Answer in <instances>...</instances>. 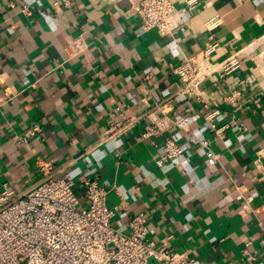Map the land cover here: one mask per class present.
<instances>
[{
  "label": "crops",
  "instance_id": "0c3cea01",
  "mask_svg": "<svg viewBox=\"0 0 264 264\" xmlns=\"http://www.w3.org/2000/svg\"><path fill=\"white\" fill-rule=\"evenodd\" d=\"M173 1V33L162 35L140 27L129 0H0V181L22 193L40 179L34 160L42 157L55 176L97 175L122 231L128 214L142 212L148 239L169 237L168 247L192 264H239L244 248L251 264H264V79L255 70L264 0H198L185 9V0ZM214 16L220 23L208 30ZM211 34L213 58L236 53L241 65L205 80L204 107L176 94L169 68ZM233 90L234 104L225 99ZM116 106L137 120L107 139ZM35 123L39 137L16 138ZM153 123L160 130L141 137ZM167 138L180 156L159 167Z\"/></svg>",
  "mask_w": 264,
  "mask_h": 264
},
{
  "label": "built area",
  "instance_id": "2783aa9c",
  "mask_svg": "<svg viewBox=\"0 0 264 264\" xmlns=\"http://www.w3.org/2000/svg\"><path fill=\"white\" fill-rule=\"evenodd\" d=\"M130 11L143 30L154 29L158 34H172L174 29L173 0H129ZM198 0H185L183 9L193 7ZM24 10L27 11V8ZM220 18L212 17L206 28L213 30ZM210 42L198 53L182 59L171 66L169 72L179 81L176 90L181 95L198 104L204 103L206 79L215 74H232L241 65L236 53L223 60H215L213 54L218 43L213 34ZM256 48L255 70L264 79V36ZM255 57V56H254ZM239 90H233L226 101L236 103ZM165 103L155 105L163 112ZM115 111L119 118L108 124L104 138H117L129 131L137 118L126 116L119 106ZM216 111L208 116H212ZM187 118L177 123L181 126ZM239 128H243L240 124ZM160 124H146L141 137L157 133ZM218 129L215 130L218 134ZM41 126L37 123L26 128L18 140L30 136L39 137ZM206 157L210 164L217 160V154L207 146ZM180 156V146L171 138L162 143L161 153L154 159L161 167ZM34 165L40 179L20 194L0 181V264H192L194 258L186 252H178L168 247L169 237L156 244L147 237L146 218L142 212L127 215L128 230L122 231L114 225L118 206L106 202L108 189L100 184L98 176L88 175L75 181L69 175L55 176L54 164L45 158L36 157ZM79 185L83 203L74 187ZM257 223L262 232L260 243L264 245V219ZM244 258L239 264H251L255 256L243 249Z\"/></svg>",
  "mask_w": 264,
  "mask_h": 264
}]
</instances>
